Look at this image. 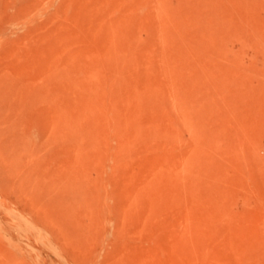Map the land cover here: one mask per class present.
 Returning <instances> with one entry per match:
<instances>
[{"label": "rangeland", "instance_id": "1", "mask_svg": "<svg viewBox=\"0 0 264 264\" xmlns=\"http://www.w3.org/2000/svg\"><path fill=\"white\" fill-rule=\"evenodd\" d=\"M0 264H264V0H0Z\"/></svg>", "mask_w": 264, "mask_h": 264}]
</instances>
